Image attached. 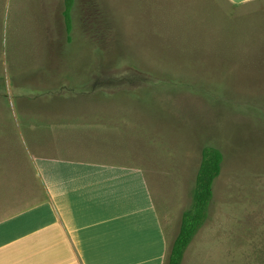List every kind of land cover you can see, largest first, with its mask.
<instances>
[{
  "label": "rangeland",
  "instance_id": "374dc122",
  "mask_svg": "<svg viewBox=\"0 0 264 264\" xmlns=\"http://www.w3.org/2000/svg\"><path fill=\"white\" fill-rule=\"evenodd\" d=\"M63 8L0 0V168L9 175L0 193L35 190L18 171L43 155L133 164L163 217L168 256L201 151L213 145L223 163L204 229L228 234L235 252L255 249L264 240V4L75 0L70 41ZM86 110L103 116L102 149L48 150L50 117L81 120ZM217 235L195 237L188 257L197 246L195 263L215 264Z\"/></svg>",
  "mask_w": 264,
  "mask_h": 264
},
{
  "label": "crops",
  "instance_id": "0c3cea01",
  "mask_svg": "<svg viewBox=\"0 0 264 264\" xmlns=\"http://www.w3.org/2000/svg\"><path fill=\"white\" fill-rule=\"evenodd\" d=\"M227 1L236 7L264 4ZM50 15L53 21L56 15ZM50 118L45 125L52 143L48 150L102 149L107 131L97 110L84 111L81 120L72 115L64 119L60 113ZM59 155L40 156L38 164L24 163L19 169L21 180L37 182L39 189L0 193V264H166L168 234L143 170ZM1 172L0 182L8 181L9 175ZM204 225L194 236L196 243L211 242L217 235ZM217 238L215 264H264V240L257 239L255 249L244 253V247L234 251L228 234ZM199 249L191 247V257L185 250L181 264H196Z\"/></svg>",
  "mask_w": 264,
  "mask_h": 264
},
{
  "label": "trees",
  "instance_id": "16d2710c",
  "mask_svg": "<svg viewBox=\"0 0 264 264\" xmlns=\"http://www.w3.org/2000/svg\"><path fill=\"white\" fill-rule=\"evenodd\" d=\"M74 3L75 0H64L62 11L69 40H71L73 28L72 8ZM103 21L105 27L108 28V17H104ZM222 163L223 153L218 147L213 145L203 147L192 189L191 204L183 212L179 232L167 256V264H181L186 248L198 230L205 224L213 198L214 182L221 173Z\"/></svg>",
  "mask_w": 264,
  "mask_h": 264
}]
</instances>
